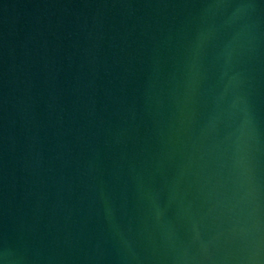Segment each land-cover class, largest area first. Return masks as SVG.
Instances as JSON below:
<instances>
[{
	"label": "water",
	"instance_id": "obj_1",
	"mask_svg": "<svg viewBox=\"0 0 264 264\" xmlns=\"http://www.w3.org/2000/svg\"><path fill=\"white\" fill-rule=\"evenodd\" d=\"M0 264H264V0H0Z\"/></svg>",
	"mask_w": 264,
	"mask_h": 264
}]
</instances>
